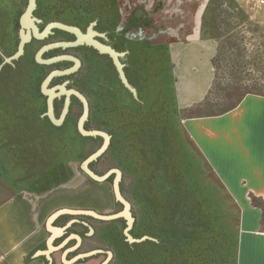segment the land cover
<instances>
[{"label": "flooded vegetation", "instance_id": "flooded-vegetation-1", "mask_svg": "<svg viewBox=\"0 0 264 264\" xmlns=\"http://www.w3.org/2000/svg\"><path fill=\"white\" fill-rule=\"evenodd\" d=\"M35 1H36V8L33 12L32 17L35 18L36 20L35 25L40 32L48 24L58 22L64 25L75 27L79 29L84 35H92V38L95 41H98L103 45L109 46L114 51L121 54V56L119 57V61L121 64H123V71L125 73L128 83L136 92V96H134L131 93V91L125 88L124 85L121 83L117 70L112 62V59L106 54L99 53L92 46L83 43L81 45H77L69 48H61V47L50 48L49 50L44 52L43 55L41 56V58L44 60H48L54 57L69 55L79 61L80 65L77 71L67 76L53 78L50 81L48 87L51 88L66 82L67 89H73L75 91H78L86 98L89 106V116L84 125L85 129L91 130L88 129L87 127V123L89 121L91 112L94 110L96 111L99 110V99H97V97H103V98L107 97V102L110 103V97L111 95L112 96L114 95L118 98L119 104L124 108L125 106L131 108L134 103L142 102L143 106L139 105L140 113L128 117L130 118L133 117L137 119L138 117L139 118L143 117L144 114H148L152 118L153 121L152 125L157 127L161 133L163 131L165 134H167V131L164 128L162 129V127L160 126L161 122L163 123V121L161 119V116H159L161 114L157 112V107L155 105H152L150 107L147 104L144 105L143 98L147 97L156 100L157 97V99L159 100L158 103H160V106L163 107L164 110L166 109L169 110L170 104L172 106L174 105L175 111L177 110L180 112L181 110L177 106V101L175 96V80L173 77V65L171 62L170 51L167 44L162 42L160 43V41L162 40L165 41L166 39L167 40L170 39V37L173 34L165 30L166 28L165 29L163 28V30H161L160 23L162 22L156 19L160 15L161 17L162 16L166 17L164 19L167 20L168 24H172V21L175 19V16L180 15L181 13L180 10H177L175 8L177 2H174L175 4H173L171 8L167 9L166 6L170 2V0H126L127 5H125L126 2H123V4H121L122 6H120L121 0H73L71 2L72 4L70 5V7L67 6L68 3H65L64 0H35ZM26 5H27V0H8V1L0 0V109L3 110L5 109L4 111L9 112L13 119L16 118V120H18L20 118L19 111H17V107L15 105H12L6 99L7 97L6 93L13 91H11V89L9 88H8L9 90L8 89L6 90L3 87V83H4V78L7 75L9 76L8 78L9 80L12 79L15 76V74H21L23 72L25 73L27 72V79L29 81L31 80L33 84V87L31 86L30 88V92L32 91V88L34 89L37 88L38 94L42 96L39 98L40 101L39 103H37V101H34L35 103H31L30 105H28L27 109L30 112H33L36 110L40 111L44 107L45 110L40 115V118L43 119L42 122L39 123L41 125H46L47 124L46 122L48 121L50 122V124H52L51 121L48 119V117L44 115L46 112L47 97L43 95L41 92V84L45 79V77L51 71L68 69L74 66V63L72 61H60L50 65L39 64L35 60V54L41 47L45 45H51L60 42H74L76 41L77 38L72 33L57 28H52L50 33L42 40H37L31 37L29 42H27L24 46L23 54L19 58L13 60L11 63H5L4 58H8L12 56L17 51L20 42V30H21L20 18L25 11ZM183 17L184 16L182 15L180 19L175 20V23H178L180 26L179 31L185 29V27L181 26L182 23H180V20H183V23L186 22L183 19ZM126 25L130 27L129 28L130 30H134V32L128 33L127 29H125ZM143 29L150 30L151 34L148 35L147 33L149 32L146 31L144 32ZM160 37H163V39L159 40L161 39ZM35 65L41 67L42 70L40 69L39 71V69L35 67ZM32 68L34 69V71L37 68V71L32 72L31 71ZM152 69L155 71V74L159 73L160 75H162V77H160L159 74L158 77H155V74L154 76H150L149 73L151 72ZM171 75L174 81H172V83L169 85L167 83V80L169 79L171 80ZM111 81H116V85L119 84L122 85L120 88V95L117 92L116 89L117 86H114L115 83L111 84ZM86 85L87 86L91 85L92 90H97V93L95 92V97L97 96L96 99L89 98L90 93L87 92ZM125 97L130 98L132 105H129L127 104V102L123 101ZM4 102L7 104H3ZM63 102H64L63 96L60 98H56L53 102L54 115L57 118L61 113ZM73 109H76L77 113H79L75 119V127H76L77 120L82 112V104L75 96H71L70 98L69 112L65 120L70 115L69 114L70 110L72 111L71 114L73 113ZM182 111L186 112L187 110H182ZM175 114L176 112L174 113V116ZM181 120H179L180 121L179 131L181 135H183V137L185 138V141L187 142L186 137L181 130ZM32 121L34 120H32V118L30 117L29 123ZM56 127H60V126H56ZM76 131H77V127H76ZM104 132H106L110 136V144L108 146V149L101 157H99L97 160L89 164V169L99 176L104 175L105 173H107L112 169H118L121 173V180L119 182L120 192L122 196L128 201L126 195L122 191L124 176L125 173L127 172V167H126V164L128 163L127 159L130 157V154H128V152L126 151L127 143H124L123 144L124 146L122 145L121 151L118 152L120 161H122L123 164L117 162L116 164H114V167L108 168L103 174H99L98 171L96 170V167L99 166L103 158H106L111 154L118 156V154H116V151L114 153L111 151V148L118 146V145L113 146L115 142L114 137L112 136L111 133L107 131ZM82 138L83 139H76L75 148L77 151L78 150L82 152L84 151V146L86 144L85 140H89V139L100 140V145L93 152H95L103 142L102 138L99 137L97 138L82 137ZM93 152L85 156L84 159H82V161H84ZM72 156H77V158L74 160L73 159L74 157ZM72 156L68 155L64 158H61V161L53 162L50 164V166H46V165L45 167L43 166L44 168L43 172H40L39 175L36 177V179L32 180V184L40 183V185L44 187V184L47 183L45 182L44 178H49V176H51L53 173V169H55L57 173H59L60 175L63 173H65L66 175L72 173L73 170L72 168H70V164H76L77 162H79L80 159L77 153L73 154ZM80 164L81 162L78 165L79 171L88 178V176L81 170ZM114 178H115V174H111L106 179V181L102 183H106V182L109 183L112 190V182ZM67 183L69 182L65 181L63 185L64 184L66 185ZM113 202L114 204H118L122 210V205L116 202L114 197H113ZM76 209H80V208H76ZM96 212L103 214L99 211ZM130 212L132 217L134 218V223L131 230L129 231V234L131 235V237H133L134 234L132 233V231L136 226L137 220L133 214L132 205ZM103 215H112V214H103ZM76 218H80V219H76ZM90 218L91 217H86V216H72V220H77V221L80 220L85 224H87V226H85L83 223L73 222L74 224H80L86 227V232L85 233L81 232V234L73 233L81 237V242L73 252H70V253H74L72 254L71 257L68 258V256H70V253L67 254L66 260H69L72 257L82 252L85 253L92 250H96V248L95 249L92 248L90 250H84V246L87 243L86 237H88L87 235L92 234L89 232V227H91L89 220ZM91 219L93 220V218ZM119 219L123 220L124 228L122 230V234L125 242L129 246L144 242L142 241L138 243H129L127 241L126 236L124 235V229L126 228V220L123 218H119ZM96 221L112 222V221H99V220ZM92 226L94 231L96 232L95 225L93 224ZM67 229L65 234L68 233ZM142 237L144 236H140L136 238L134 237L133 239H141ZM152 239H153L152 241L158 242L157 239L154 238ZM76 244L77 241L74 242L73 247ZM53 246H58V245L55 244ZM97 249H104V248H97ZM107 250H109L112 253V258L108 263L111 264L114 258V252L116 251L114 249L111 250L107 249ZM62 252H55V253L62 254ZM101 254H105V253H101ZM106 257L107 254H105L104 260L106 259ZM76 263L82 264L87 262L84 261L83 259L77 261Z\"/></svg>", "mask_w": 264, "mask_h": 264}, {"label": "crops", "instance_id": "crops-1", "mask_svg": "<svg viewBox=\"0 0 264 264\" xmlns=\"http://www.w3.org/2000/svg\"><path fill=\"white\" fill-rule=\"evenodd\" d=\"M182 15L192 17L184 19L185 23L180 20L185 29L164 28L173 35L160 43L170 51L178 108L205 109L201 104L213 79L211 59L217 44L201 38L203 12H181L172 23ZM181 130L193 153L207 162L239 210L237 264H264L261 208L250 199L252 195L264 207V97L248 94L234 109L218 116L187 115L181 120ZM12 158H2L7 164L0 159V264H66L55 252H73L76 239L70 235L81 234L86 227L72 223L67 234L55 236L52 245L65 243L51 251V261L42 252L52 233L47 226L49 216L63 208H79L73 191L32 184L36 176L30 170H9V161L16 162ZM65 216L69 215L59 216L52 226L67 225L72 218Z\"/></svg>", "mask_w": 264, "mask_h": 264}, {"label": "trees", "instance_id": "trees-1", "mask_svg": "<svg viewBox=\"0 0 264 264\" xmlns=\"http://www.w3.org/2000/svg\"><path fill=\"white\" fill-rule=\"evenodd\" d=\"M72 1L64 0L65 3H68V7ZM221 8L220 0H208L202 15L201 38L212 39L217 44L215 55L211 59L214 76L202 106H212L211 98L214 96L223 100L229 99L228 91L220 88L216 83L217 74L214 71L216 62L222 56L221 47L223 45L219 47V44L226 33L219 26L222 23L219 14ZM35 67L40 71L41 67L38 65ZM31 71L35 72L33 68ZM8 78V75L4 78L3 87L6 90L9 88L13 92H7L6 99L17 107V111L20 108L26 110L28 105L35 103L34 101L40 102L39 98L42 96L38 94L37 88H32L30 92L33 84L31 80L27 79V72L15 74L9 80ZM120 86L122 85L120 84ZM248 94L264 97V93L260 92L246 93L213 116L234 109ZM101 101L99 113L105 116V122L98 128L111 133L114 137L113 146H118L111 148V151H121L124 143H127L128 149H133V143L138 140L137 143L141 145L144 162L153 167H161L164 171L163 175L150 177L149 182L152 181L155 184L153 188L150 186L146 192L136 196L140 207V225L144 230L141 236H149L157 239L158 242L146 240L132 246L125 243L124 246H120V252H115L111 264H237L239 210L231 197L228 195L230 205L227 206L225 201L221 202L217 197L216 191H208L204 187L190 185L189 175L194 174L190 170L186 168L182 172L178 169L175 171L173 154L170 153V142L163 131L161 133L157 127L152 125L153 121L150 115L144 114L143 117L137 119L128 117L125 108L119 104L114 95H111L110 103L107 102V97L102 98ZM44 110V107L40 111L33 112L27 109L26 114L20 115L18 120L24 123L15 126L16 136L19 138L22 135H40L39 139L42 140L45 149L41 150L44 151L42 154H45L43 166H50L51 163L61 161V158L72 156L75 153L81 159L83 152L77 151L75 146L76 139L83 138L76 131V117L73 118L72 111L70 110V115L64 124L56 127L48 121L46 125L39 123L42 122L43 118L41 119L40 115ZM30 117L34 121L26 123L29 122ZM18 138L16 141L8 142L7 145H13L14 142L18 147V152L26 151V146L22 145ZM31 142L38 143L35 139ZM119 163L123 164L122 161ZM211 198L216 203L218 210L211 205ZM250 199L252 205L261 208L260 228H262L264 207L252 195H250ZM142 201H146L144 207L141 205ZM211 233L214 234L211 236Z\"/></svg>", "mask_w": 264, "mask_h": 264}, {"label": "rangeland", "instance_id": "rangeland-1", "mask_svg": "<svg viewBox=\"0 0 264 264\" xmlns=\"http://www.w3.org/2000/svg\"><path fill=\"white\" fill-rule=\"evenodd\" d=\"M123 2H126L125 5H127L126 0H121L120 6H122L121 4H123ZM174 2H177L175 6L177 10H180L181 12H190L192 15L194 13L200 15L203 12L208 0H170L166 8H171L172 5L175 4ZM220 3L222 8L221 11H219V14L221 15L220 22L222 23H220L219 26L220 29L224 30L226 33L219 44V47L223 45L221 47L222 56L216 62V68L214 71L217 74L216 83L220 86V88L228 91L229 99L223 100L214 96L211 98L213 101L212 106H203L205 109H193L186 112L182 110H180V112L177 110L175 111L174 105L172 106L171 104L169 105V110H164L163 107L160 106V103H158L159 100L157 97L156 100L144 97L143 103L144 105L147 104L149 107L155 105L157 107V112L161 114L159 116H161L163 123L161 122L160 126L162 129L164 128L167 131L166 138L169 140L171 145L170 153L173 154L175 171L178 169L182 172L187 168L191 173H194L193 175H189L191 179L189 181L190 185L204 187L208 191H216V195L220 198V201H225L226 205L229 206V192L223 187L220 180L209 167L207 162L193 153L191 147H189L185 138L179 131V120L183 119L187 115H197L200 112L203 115H214L217 112L226 109L231 103H234L238 97H241L246 93H264V2L261 4L260 0H220ZM164 18L166 17H161L160 15L156 18L162 22L160 23L161 27L159 25L160 28L163 29L168 26L173 28V30L178 28V23L173 22L172 24H168L167 20ZM183 19L191 20L192 17H183ZM129 28V26H125L128 33L134 32V30H130ZM143 31L149 32L147 33L148 35L151 34L150 30L143 29ZM160 38L161 39L159 40L163 39V37ZM201 56L203 57V54H201ZM212 73L214 76L213 70ZM154 74L155 71L152 69L149 75L154 76ZM158 74L159 73L155 74V77L160 75ZM160 77H162V75H160ZM172 81L174 80L171 75V80H167V83L170 85ZM112 83H115L114 86H117L116 89L120 95V84L116 85V81H111V84ZM86 90L90 93V99H96L97 96L95 97V92L97 93V90H92L91 85L87 86ZM102 98L103 97H97V99H99V103L102 102ZM123 101L132 105L130 98L125 97ZM3 104L7 103L4 102ZM139 105L143 106L142 102L134 103L131 108L124 105L126 108L124 110H126L128 116L139 114ZM4 110L0 109V159L2 163L7 164L2 158L7 157V159H9L10 156H12V159L16 162L11 163L9 161V170L12 171L13 168L17 172L23 169L26 171L30 170L32 175L37 177L39 173L44 170L43 156L45 154H42L44 151L42 152L41 150L45 149L43 147L42 140L39 139L41 137L37 134V136L22 135L18 138V136H16L17 130L15 126L22 125L24 122L16 120V118L13 119L10 113ZM100 110L101 108L99 105L98 111L94 110L91 112L87 123L88 129L101 130L98 127L101 125L103 126L105 116L99 113ZM25 111L26 110L24 108H20L19 115L26 114ZM175 112L176 114L174 116ZM78 114L79 113H77L76 109H73L72 115L74 118L77 117ZM17 138L22 145L24 144L26 146V151L20 150L18 152V147H16L14 142L13 145H7V143L12 140L16 141ZM33 139L37 140L38 143H32L31 140ZM85 141L86 144L84 146L83 157L79 159V162L76 164H70V168H72L73 172L68 175L65 173L60 175L55 169H53L52 175L49 176V178H44L45 182H47L44 184V188L64 186L63 188L65 191H73L74 197L77 200L79 205L78 207L80 209L84 208L96 210L103 214H114L119 212L121 207L113 202V194L110 184L107 182L98 184L92 182L79 171L78 165L82 162V159H84L85 156L93 152L100 145L99 139H89ZM137 142L138 140L133 143V149H126L128 154H130V157L127 159V172L125 173L122 184V191L131 203L133 214L137 220L136 226L132 231L134 234L132 238L140 237L144 232L140 225V207L137 203L136 196L140 193L146 192L150 189V186L151 188L155 186L152 181V183L149 182L150 177H157L158 175L164 174L161 167H153L152 165L144 162L141 155V145ZM118 152L120 151H116V154H118ZM22 156L23 158H21ZM72 157H74V160L77 158V156ZM119 161V154L118 156L111 154L110 156L102 159L99 166L96 167V170L99 174H103L108 168L114 167V164ZM65 181H68L69 183L63 185ZM211 200V205L218 210L216 203L212 198ZM216 202L219 201L216 200ZM141 205L144 207L146 205V201H142ZM68 218L72 217L65 216V219ZM89 220L92 229V225H95L96 232L93 229L92 234L87 235L88 237L86 238L89 242L84 246V250L104 248L110 250L114 249L116 252H120V246H124L126 243L122 234V230L124 228L123 220L118 219L112 222H98L94 219L92 220L91 218ZM73 226H75V224ZM81 231L83 233L86 232L85 229ZM213 234L214 233H211V236ZM72 254L74 253H70L68 258L71 257ZM104 258L105 254H98L84 259V261L89 264H99L104 260Z\"/></svg>", "mask_w": 264, "mask_h": 264}, {"label": "water", "instance_id": "water-1", "mask_svg": "<svg viewBox=\"0 0 264 264\" xmlns=\"http://www.w3.org/2000/svg\"><path fill=\"white\" fill-rule=\"evenodd\" d=\"M35 8H36V1L35 0H27V5L25 8V11L20 18V24H21L20 42H19L17 51L12 56H10L8 58H4V62L5 63H11L13 60L19 58L23 54L25 44L27 42H29L31 37H33L37 40H42L43 38H45L50 33L52 28H57V29L72 33L76 36L77 39L74 42H60V43H55V44H51V45H45V46L41 47L37 51V53L35 54V60L39 64L50 65V64H54V63H57L60 61H72L74 63V66H72L68 69L51 71L43 80V82L41 84V92L43 95H45L47 97V99H46V112L44 115L48 117V119L51 121V123L54 126H61L63 124L68 112H69L71 96H75L81 102L82 112H81V114L77 120V125H76L77 132L82 137H91V138L99 137V138H102L103 142H102L101 146L95 152H93L84 161L81 162L80 168L88 176V178L90 180H92L93 182H96V183L105 182L106 179L111 174H115V178L113 179V182H112V193H113V197H114L115 201L122 205V210L120 212H118L116 214H112V215H103V214H100V213L96 212L95 210H91V209L63 208V209H60V210L54 212L52 215L49 216V218L47 220L48 229L52 233L47 240V250L42 252V254L44 256H46V258L48 260L51 261L50 255L53 253L51 251L60 250L64 246V243H65V240H64L60 245L53 246L52 242H53L54 237L57 235H61V234L66 233V229L68 228V226L71 223L79 222V223H83L85 226H87V224H85L84 222H82L80 220H78V221L72 220L69 223H67V225H65L63 227H59V228L53 227L52 222L56 218H58L59 216H62V215L86 216V217H91V218L99 220V221H112L115 219L123 218L126 220V228L124 229V235L126 236L127 241L129 243H138V242H142L145 240H153L152 238L147 237V236H144L141 239H133L131 237V235L129 234V231L131 230L133 223H134V218L132 217L131 212H130V209H131L130 203L122 196V194L120 192V188H119V182L121 180L120 171L118 169H112V170L108 171L107 173H105L104 175L99 176L89 169V164L92 163L93 161L97 160L99 157H101L106 152V150L108 149V146L110 144V136L102 130H87V129H85L84 125H85V122L87 121L88 116H89V106H88V102H87L86 98L78 91H75L73 89H67L66 88V82L62 83L61 85H56V86L51 87V88L48 87L50 81L53 78L67 76V75H70V74L74 73L75 71H77V69L80 65L79 61L77 59L69 56V55L54 57V58H51L48 60H44L41 58L43 53L46 52L47 50H49L50 48H58V47L69 48V47H74V46L81 45V44L85 43V44L95 48L99 53L106 54L112 59V62H113L114 66L117 70V73H118V76H119L121 83L124 85L125 88H127L129 91H131V93L134 96H136L135 90L130 86V84L127 81V78H126L125 73L123 71V64H121L119 61V57L121 56V54L114 51L111 47L103 45V44L99 43L98 41H95L92 38V35H84L79 29L72 27V26L64 25L62 23H58V22L50 23L40 32L35 25V22H36L35 18L32 17ZM62 96L64 97L63 107H62V110H61L59 117L57 118L54 115L53 102L56 98H60ZM89 232L90 233L93 232V229L91 227H89ZM70 236H73L77 241V244L73 247V249L75 250L81 242V237L77 234H72ZM68 253H70V252H67L66 250H64V252H62V254H61V258H62V260H64L66 262V264H74L79 260H83V259L92 257V256L97 255V254H101V253L107 254V257L100 264H108L112 258V253L107 249H96V250H92L89 252L80 253V254H77L76 256L72 257L71 259L66 260V256Z\"/></svg>", "mask_w": 264, "mask_h": 264}, {"label": "built area", "instance_id": "built-area-1", "mask_svg": "<svg viewBox=\"0 0 264 264\" xmlns=\"http://www.w3.org/2000/svg\"><path fill=\"white\" fill-rule=\"evenodd\" d=\"M263 2H264L263 0H260V3H261V4H263Z\"/></svg>", "mask_w": 264, "mask_h": 264}]
</instances>
